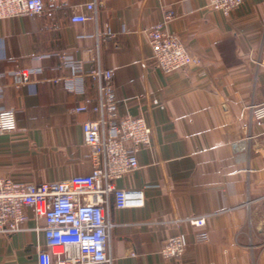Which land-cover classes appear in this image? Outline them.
<instances>
[{"label":"crops","instance_id":"crops-1","mask_svg":"<svg viewBox=\"0 0 264 264\" xmlns=\"http://www.w3.org/2000/svg\"><path fill=\"white\" fill-rule=\"evenodd\" d=\"M43 1L42 15L0 19V108L16 123L0 134V178L89 175L82 124L95 115L73 109L97 100L89 73L112 69L117 115L145 114L152 136L138 169L115 182L142 191L144 205L115 209L110 201L111 264H264V121L257 125L249 110L264 103V0H244L228 17L206 0ZM90 2L95 20L72 23ZM169 11L166 29L200 59L184 73L163 74L150 61L147 31ZM62 54L81 63L82 94L67 89L73 72ZM30 69L39 71L17 85L12 71ZM24 213L22 232L0 236V264H38L43 221ZM193 217L206 226L192 227ZM177 234L184 254L161 259Z\"/></svg>","mask_w":264,"mask_h":264},{"label":"built area","instance_id":"built-area-1","mask_svg":"<svg viewBox=\"0 0 264 264\" xmlns=\"http://www.w3.org/2000/svg\"><path fill=\"white\" fill-rule=\"evenodd\" d=\"M208 8L224 17L243 5L244 0H206ZM87 15L71 18L72 23L95 20L93 2L86 5ZM45 12L43 0H0V19L33 17ZM174 18L166 12L164 21L147 31L150 61L163 74L184 73L200 64L191 55L179 37L166 29ZM63 68L71 69L67 89L82 94L79 82L81 63L68 55H58ZM42 57H37L40 60ZM39 69L14 70L16 84H24ZM96 81L97 100L84 99L73 109L74 113H92L94 119L82 124L84 145L91 159V172L53 183H18L0 178V236L22 232L29 209L35 220H42L40 230L44 247L37 249L38 264H111L109 233L111 229L109 206L115 209L141 208L144 205L140 190L118 189L115 182L138 169L137 153L151 148L152 129L146 115H117L112 69H96L88 75ZM80 85V86H79ZM78 86V87H75ZM157 105V101H152ZM257 125L264 121V103L249 106ZM16 129L12 110L0 108V134ZM194 228L206 226L204 217L189 218ZM204 237V235H202ZM187 243L182 234L168 237L160 251L165 261L179 259Z\"/></svg>","mask_w":264,"mask_h":264}]
</instances>
